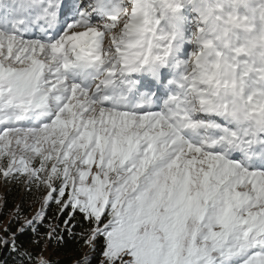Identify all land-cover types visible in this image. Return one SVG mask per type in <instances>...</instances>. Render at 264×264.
Instances as JSON below:
<instances>
[{
	"label": "snow or ice",
	"instance_id": "obj_1",
	"mask_svg": "<svg viewBox=\"0 0 264 264\" xmlns=\"http://www.w3.org/2000/svg\"><path fill=\"white\" fill-rule=\"evenodd\" d=\"M13 8L0 181L39 207L0 264H52L33 250L52 240L79 264H264V0Z\"/></svg>",
	"mask_w": 264,
	"mask_h": 264
},
{
	"label": "trees",
	"instance_id": "obj_2",
	"mask_svg": "<svg viewBox=\"0 0 264 264\" xmlns=\"http://www.w3.org/2000/svg\"><path fill=\"white\" fill-rule=\"evenodd\" d=\"M0 185L3 187L0 204V234H2L5 226L15 228L14 214L17 208L20 209L22 215H27L30 218L37 211L39 204L34 202V194L25 191L22 185L15 183L6 185L2 181H0ZM33 250L42 252V254L46 253L45 259L50 260L52 264H79L86 251L71 240L62 244H57L55 240H52ZM2 258L11 264L7 253H3ZM91 264H98L95 254H91Z\"/></svg>",
	"mask_w": 264,
	"mask_h": 264
},
{
	"label": "rangeland",
	"instance_id": "obj_3",
	"mask_svg": "<svg viewBox=\"0 0 264 264\" xmlns=\"http://www.w3.org/2000/svg\"><path fill=\"white\" fill-rule=\"evenodd\" d=\"M2 192H3V187L0 185V204H1V196H2ZM46 253L43 254V257L45 258Z\"/></svg>",
	"mask_w": 264,
	"mask_h": 264
},
{
	"label": "bare ground",
	"instance_id": "obj_4",
	"mask_svg": "<svg viewBox=\"0 0 264 264\" xmlns=\"http://www.w3.org/2000/svg\"><path fill=\"white\" fill-rule=\"evenodd\" d=\"M18 1V0H17ZM11 7H13V1L11 0V3H10ZM14 9V8H13ZM15 12H18L15 10ZM19 13V12H18Z\"/></svg>",
	"mask_w": 264,
	"mask_h": 264
}]
</instances>
